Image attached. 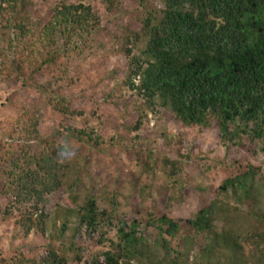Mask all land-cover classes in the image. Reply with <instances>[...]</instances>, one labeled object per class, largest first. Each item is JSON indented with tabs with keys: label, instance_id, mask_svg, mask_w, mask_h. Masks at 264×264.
I'll list each match as a JSON object with an SVG mask.
<instances>
[{
	"label": "trees",
	"instance_id": "obj_1",
	"mask_svg": "<svg viewBox=\"0 0 264 264\" xmlns=\"http://www.w3.org/2000/svg\"><path fill=\"white\" fill-rule=\"evenodd\" d=\"M102 1L111 12L116 0ZM130 1L131 24L123 36L113 37L128 60L121 85L145 108L159 105L183 124L217 128L220 149H264V0ZM31 4L0 0V84L14 78L42 97L37 105L19 107L9 139L0 142V195L10 198L6 218L17 215L25 234L34 227L43 232L51 195L67 192L69 207L57 240L51 236L33 259L19 252L5 264H186L194 246L192 264H264V175L247 160L205 166L225 169L224 180L214 187L215 197L182 219L166 213L178 200L176 192L185 191L180 186L189 183L181 181V161L179 166L141 152L147 171L171 185L155 201L148 186L137 189L133 202L124 205L121 192L106 190L100 212L114 235L104 232L97 209L102 197L82 191L83 168L67 158L71 142L97 152L100 137L71 126L43 137L38 131L42 108L65 124L81 120L83 113L60 93L72 82L71 65L95 50L103 32L100 18L81 0H57L41 23L31 18ZM140 123L138 118L134 129ZM115 139L107 141L112 145ZM159 162L163 169H157Z\"/></svg>",
	"mask_w": 264,
	"mask_h": 264
},
{
	"label": "rangeland",
	"instance_id": "obj_2",
	"mask_svg": "<svg viewBox=\"0 0 264 264\" xmlns=\"http://www.w3.org/2000/svg\"><path fill=\"white\" fill-rule=\"evenodd\" d=\"M30 1L31 18L45 23L51 4L57 0ZM81 1L97 13L103 32L96 37L95 50L81 56L71 65L69 77L72 82L63 84L60 94L69 99L72 109L83 115L81 120L69 119L65 124L47 108H42L38 131L43 137L54 131L64 132L67 126H71L92 129L89 131L93 132L94 137H100L97 152L74 146L75 143L71 142L72 151L67 158L69 162L76 161L83 168L82 191L97 198L102 197L97 209L104 232L114 235L112 227L108 226L109 220L101 216L100 212L106 207L107 194H102L106 190L121 192L124 199H120V202L124 205L127 203L124 201L133 202L137 189L148 186L150 189L144 190L155 201L160 196L162 187L171 185L159 173L150 174L147 171V166H143L141 152H151L156 160L160 155L166 156L178 165L181 161V181L189 183L180 186L185 191L176 192L174 188L169 191L170 195L175 192L178 195V200L166 211L171 218L187 219L199 205L208 203L215 197L213 189L224 180L225 169L207 170L204 167L212 166L216 160H247L255 164L261 175H264V149L258 144L220 149L217 128L203 129L183 124L173 118L168 108L159 105L153 109L145 108L134 92L121 85L127 73L128 60L118 53V45L113 37L123 36V28L131 24L130 0H116L112 11L108 13L102 0ZM2 47L6 48L5 42ZM111 92L117 97L108 96ZM40 101L42 97L39 93L23 88L17 79L9 78L0 84V142L9 139L20 114L19 107L24 102L37 105ZM138 118H141V123L140 129L136 130L134 126ZM111 137L117 139L112 145L107 141ZM158 168H164L161 162L158 163ZM141 172L146 175L141 176ZM197 187L205 188V192L200 195ZM67 196V192L51 195L47 199L48 220L45 221L43 232L40 231L41 228L34 227L29 234H25L23 227L17 222V215L6 218L8 212L5 209H8L10 198L0 195V264H5V261L8 262L19 252L26 253L33 259L44 251L43 247L51 236L53 240H57L64 218L62 215H66L64 211L69 207ZM130 207L132 208L131 204ZM117 211L115 214L119 215L120 211ZM53 224L56 230L52 228ZM197 252L198 247L194 246L185 263L192 264ZM154 259L157 260V257ZM130 264L137 263L131 260Z\"/></svg>",
	"mask_w": 264,
	"mask_h": 264
}]
</instances>
